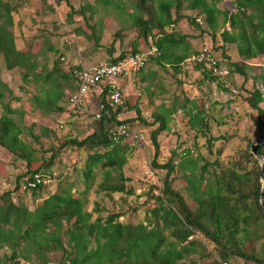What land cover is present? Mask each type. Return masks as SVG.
<instances>
[{
	"label": "trees",
	"instance_id": "16d2710c",
	"mask_svg": "<svg viewBox=\"0 0 264 264\" xmlns=\"http://www.w3.org/2000/svg\"><path fill=\"white\" fill-rule=\"evenodd\" d=\"M56 1L69 5V0ZM183 1L118 0L114 3L113 0H103L104 5H113L120 14H125L127 18L124 22L128 23V29H133L137 34L130 52H121L106 62H116L141 51L139 42L147 43L148 38H151L161 54L152 56L149 62L155 60L160 66L167 64L178 73L182 63L190 56L184 44L188 36L169 31V28L182 18ZM190 1V8L198 11L190 18V23H201V18L197 16L203 13L205 18L202 19L214 28L216 13L219 12L216 7L218 0H212L211 5L206 0ZM21 2L0 0V147L14 158L24 161L28 168L20 184L21 176L12 190L0 192V250L6 251L0 254V264H229L236 259L261 264L264 261V248L261 257L247 248L249 242L257 240L253 237L264 235L257 234L259 228L263 227L260 221H264V212L260 208L261 167L250 152L251 141L236 155L229 156L224 166L216 162L219 171H208L215 163L207 160L200 165L198 159L203 161L202 158H189L192 150L182 151L185 160L180 168L187 182L185 192L192 199L193 207L172 187L176 170L172 157L166 161L158 159L157 136L165 129V120L157 118L160 124L151 131L150 137L155 149L152 166L164 171V175L158 196H152L154 205L148 210L149 214L145 215L143 221L124 223L119 220L125 213L123 210L103 216L98 214L99 207H94L92 211L85 209L93 167L100 165L102 180L98 184L99 192L105 193L107 197L116 192L124 195L132 193L131 189L124 186L122 169L127 163L131 147L140 144L145 138L142 130L134 129L133 122L139 119L145 125L150 124L140 117L136 105L133 106L138 115L136 118L121 119L128 106L124 94L123 104L112 105L105 99L107 86L102 87L98 95L91 93L98 100L97 111L90 113L95 130L82 139H64L58 147L86 153L85 190L74 191L71 184H66L33 209L18 200L15 194L20 186L34 195L58 176L56 172L45 171L51 166L55 154L48 161L44 158L36 168L31 167L36 153L31 143H38L39 138L47 136L49 131L43 129V133L35 134L33 125L23 124L24 111L10 105L12 92L1 78V69H17L22 83L35 89L30 97L31 111L44 115L62 112L60 103L68 90L66 103L72 112L85 111L86 107L83 101H70L81 83L77 75L84 64L79 52L77 61L72 62L64 52L48 46L55 53V60L49 65L45 60L39 62L37 57L43 53L39 46L31 44L24 50L16 47L13 13ZM172 7H175V16ZM126 8L132 10L127 12ZM234 9L233 12H222L224 24L230 28L220 33L223 44H235L238 54L245 60L264 56V0H234ZM70 12V16H82L88 29V32L84 30L87 39L98 47L97 30L89 24L84 12L74 11L72 6ZM76 32L84 35L81 28L76 29ZM200 33L209 34L206 30ZM211 39L214 44L213 34ZM64 46L70 47L66 42ZM175 47L179 48L178 52L173 50ZM215 49L217 47L212 45L208 47L216 60L213 67L219 68L221 61ZM199 50L193 53L197 54ZM221 55L227 58L224 50ZM194 63L196 69L202 71L203 79L220 78L206 62ZM232 66L235 72L245 76L246 65L232 63ZM245 101L250 109L258 115L262 114L260 103L263 97L259 89L249 92ZM202 112L199 110L191 115L189 122L191 128L206 138L210 151L213 142L219 138L211 135ZM121 124H126L127 129L125 133L118 134L116 130ZM258 153L264 158V143L258 147ZM197 234L212 245V250H206V243L195 238Z\"/></svg>",
	"mask_w": 264,
	"mask_h": 264
},
{
	"label": "rangeland",
	"instance_id": "374dc122",
	"mask_svg": "<svg viewBox=\"0 0 264 264\" xmlns=\"http://www.w3.org/2000/svg\"><path fill=\"white\" fill-rule=\"evenodd\" d=\"M113 2L117 3L118 0ZM206 2L211 5L212 0ZM190 5V0L183 1L181 10L183 16L176 25L170 26L169 31L188 36L184 44L190 55L195 54L193 52L198 49L211 48V45L217 47L214 51L221 62L216 72L220 78L203 79L202 71L197 70L195 63L188 58L182 63L178 73L167 64L160 66L152 60L144 69L123 79L120 85L128 106L124 109L121 119L136 118L138 115L135 109L133 110V106L136 105L140 117L150 123L145 125L139 119L133 122L134 129L142 130L145 138L140 144L131 147V152L127 154V163L122 169L124 186L131 189L132 193L124 195L116 192L107 197L105 193L99 192L98 184L102 180L100 165L93 167V177L90 178V188L86 193L87 211L99 207L98 214L105 216L123 210L125 213L119 220L124 223L143 221L145 215L149 214L148 210L154 205L152 196H158L164 175V171L152 166L155 149L150 137L151 131L160 124L157 118L165 120V129L157 136L158 159L166 161L172 157V161L176 163L172 187L183 195L190 206H193L192 199L185 192L187 182L180 168L185 160V156L181 155L183 150H192L189 158H202L203 161L198 159L200 165L207 160L215 163L208 168V171H219V163L225 164L229 156L236 155L237 151L245 147L248 142L254 144L264 137V56L245 60L238 54L235 44H223L220 36L222 30L230 29L228 24H224L222 12L235 11L234 0L216 1L219 12L216 13L214 28L202 19L205 18L203 13L197 16L201 18V23L195 21L197 25L191 24L190 18L198 11L192 10ZM70 6L74 11L82 10L89 24L95 27L99 36L98 47L87 39L85 31L88 32V29L84 25L82 16L78 14L70 16ZM131 10L126 8L127 12ZM172 12L174 14L175 7H172ZM126 18L127 16L120 14L113 5H104L103 0H69V5L56 0H22L21 5L13 13L15 44L19 50H24L31 44L39 46L43 50V53L37 57L39 62L45 60L49 65L55 60V53L50 51L48 46L64 52L72 62L77 61L80 53L83 67L89 69L97 62L107 61L121 52L128 53L133 48L132 43L137 34L133 29H128V23L124 22ZM80 28L84 35L77 34L76 29ZM201 30H206L209 34H201ZM71 34L80 40L79 53L73 48L64 46V40ZM211 34L215 36L214 44ZM152 41L151 38H148L147 43L141 41L138 48L145 49ZM180 48L182 49L183 46ZM173 50L178 52L179 48L175 47ZM223 50L227 58L221 55ZM232 63L246 65L245 76L235 72ZM1 78L12 92V98L8 99L10 105L24 111L23 124L33 125L35 134L43 133V129L49 131L47 136L39 138L38 143H31L36 152L31 167L36 168L44 158L48 161L51 155L55 154L51 166L45 171L56 172L58 177L34 195L30 190L20 186L15 194L18 200L33 209L44 198L58 192L66 184H71L74 191L85 190L86 153H80L73 148L58 147L64 139H82L95 130L90 113L97 110L96 96L86 94L85 111L76 113L72 112L66 103L68 90L60 103L63 111L44 115L30 110V97L35 93V89L22 83L17 69L2 68ZM254 89L262 92L261 115L250 109L245 101L249 92ZM96 92L98 93V90ZM199 110H203L202 115L206 116L211 135L219 138L213 142L210 151L206 138L196 129L191 128L189 122L190 116ZM1 112L0 108V114ZM27 139L31 141L29 137ZM27 169L24 161L14 158L6 149L0 147V192L12 190L19 176H21L20 184L24 180L22 175ZM260 222L263 223V227L259 228L257 234L264 233V221ZM261 237L257 238L256 235L253 238L257 240L247 245L249 252L255 253L258 257L263 255L264 235ZM195 238L206 243L201 235L197 234ZM205 245L207 251L212 250L211 244ZM5 252L0 250V254ZM202 262L203 260L200 261ZM229 264L254 263L236 259Z\"/></svg>",
	"mask_w": 264,
	"mask_h": 264
},
{
	"label": "built area",
	"instance_id": "2783aa9c",
	"mask_svg": "<svg viewBox=\"0 0 264 264\" xmlns=\"http://www.w3.org/2000/svg\"><path fill=\"white\" fill-rule=\"evenodd\" d=\"M199 21V18L197 19ZM74 36L70 35L64 40L69 43ZM161 53L157 46L152 42L147 50H141L116 61V62H97L93 67L85 69L84 67L78 73V78L81 83L78 92L71 96V102L82 101L85 103L86 94H99L102 87L107 86L108 90L105 99L112 105L123 104V92L120 85V80L129 77L131 74L145 68L152 56H159ZM193 62H206L209 66H214L216 60L212 57L208 49L202 48L199 53L193 54L190 58ZM214 68V71L218 68ZM98 90V93L96 92ZM97 111V110H96ZM98 115V114H97ZM127 129L126 124L118 125L116 133L123 134ZM33 186V183L30 184ZM223 264H227L224 262Z\"/></svg>",
	"mask_w": 264,
	"mask_h": 264
},
{
	"label": "water",
	"instance_id": "95a60500",
	"mask_svg": "<svg viewBox=\"0 0 264 264\" xmlns=\"http://www.w3.org/2000/svg\"><path fill=\"white\" fill-rule=\"evenodd\" d=\"M264 143V137L259 139L256 143L250 146V152L258 160L261 167L260 179H261V193H260V208L264 212V158L258 153V147ZM264 264V261L261 263Z\"/></svg>",
	"mask_w": 264,
	"mask_h": 264
},
{
	"label": "crops",
	"instance_id": "0c3cea01",
	"mask_svg": "<svg viewBox=\"0 0 264 264\" xmlns=\"http://www.w3.org/2000/svg\"><path fill=\"white\" fill-rule=\"evenodd\" d=\"M71 35H73L74 36V38L73 39H71L70 40V42L69 43H66V45H68V46H70L69 48H75L78 52H79V38H77V37H75V35L74 34H71ZM65 43V42H64ZM142 50V49H141ZM193 55V54H192ZM192 55H190L188 58H190ZM187 58V59H188ZM124 79V78H123ZM123 79H121L120 80V84H121V82L123 81Z\"/></svg>",
	"mask_w": 264,
	"mask_h": 264
}]
</instances>
